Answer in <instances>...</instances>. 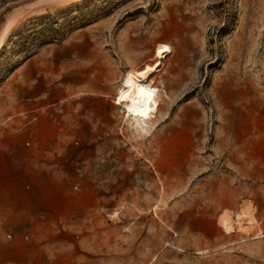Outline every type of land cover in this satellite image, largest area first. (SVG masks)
<instances>
[{"label": "rangeland", "instance_id": "1", "mask_svg": "<svg viewBox=\"0 0 264 264\" xmlns=\"http://www.w3.org/2000/svg\"><path fill=\"white\" fill-rule=\"evenodd\" d=\"M0 151L49 224L21 264H264V0H0Z\"/></svg>", "mask_w": 264, "mask_h": 264}, {"label": "crops", "instance_id": "2", "mask_svg": "<svg viewBox=\"0 0 264 264\" xmlns=\"http://www.w3.org/2000/svg\"><path fill=\"white\" fill-rule=\"evenodd\" d=\"M0 151V264L26 263L31 244L21 238L28 233L39 234L49 226L48 222L38 223L35 216L43 210V193L40 187L25 189L22 185L24 174L5 169L7 161ZM4 159V160H3ZM48 197L51 191L47 192ZM59 201V200H58ZM49 204L48 207H51ZM56 215L48 216V218ZM29 219L32 222L24 223ZM8 233L9 236H6Z\"/></svg>", "mask_w": 264, "mask_h": 264}, {"label": "bare ground", "instance_id": "3", "mask_svg": "<svg viewBox=\"0 0 264 264\" xmlns=\"http://www.w3.org/2000/svg\"><path fill=\"white\" fill-rule=\"evenodd\" d=\"M171 51L168 45L161 43L156 47L153 54L155 58L153 64H147L140 69H133L128 72L126 87L118 93V100L124 112V120L130 119L135 125H140L141 121L157 114L158 101L155 98V90L149 85L150 76L157 71ZM220 220L222 228L228 232L248 233L251 227L258 225L255 216L247 211H241L233 216H223Z\"/></svg>", "mask_w": 264, "mask_h": 264}, {"label": "built area", "instance_id": "4", "mask_svg": "<svg viewBox=\"0 0 264 264\" xmlns=\"http://www.w3.org/2000/svg\"><path fill=\"white\" fill-rule=\"evenodd\" d=\"M25 144H28V141H27V140L25 141ZM72 186H73V188H76V187H77V185H76V184H73ZM5 235H6V236H9V234H8V233H5Z\"/></svg>", "mask_w": 264, "mask_h": 264}]
</instances>
